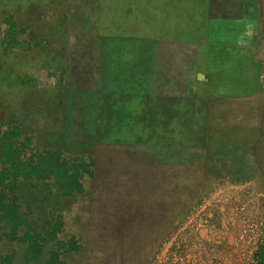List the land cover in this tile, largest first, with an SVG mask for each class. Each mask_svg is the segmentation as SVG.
I'll use <instances>...</instances> for the list:
<instances>
[{
    "label": "rangeland",
    "instance_id": "374dc122",
    "mask_svg": "<svg viewBox=\"0 0 264 264\" xmlns=\"http://www.w3.org/2000/svg\"><path fill=\"white\" fill-rule=\"evenodd\" d=\"M0 124L91 161L79 193L13 185L37 232L59 220L28 264L264 261V0H0Z\"/></svg>",
    "mask_w": 264,
    "mask_h": 264
},
{
    "label": "trees",
    "instance_id": "16d2710c",
    "mask_svg": "<svg viewBox=\"0 0 264 264\" xmlns=\"http://www.w3.org/2000/svg\"><path fill=\"white\" fill-rule=\"evenodd\" d=\"M10 13L12 15H3L1 19V24L4 26L1 41L3 50L18 45L20 41L17 38L16 30L28 26L26 22L20 24L15 20L14 13ZM20 33L22 32L20 31ZM2 126L3 124H0V230H2L0 240L23 244L25 251L22 261L24 264H28L40 256L42 247L47 242L55 238L54 233L58 229L59 220H55L52 226L47 225L43 235L37 232L31 226V221L26 220V215L19 211L17 198L12 193L13 185L17 180L34 182L50 180L63 195L72 191L79 193L82 190L80 178L82 176L90 177L91 161L74 159L69 163L60 159L57 151L34 153L29 151L25 154L27 146L25 142H28V139H18L16 126L7 125L3 130ZM42 175L44 176L42 177ZM58 244L60 245L58 250L49 254L52 264H58L62 243ZM64 247H66L65 251L75 249L72 243L64 245ZM2 259L4 260L2 264H12L9 255ZM257 263L264 264V261L259 258Z\"/></svg>",
    "mask_w": 264,
    "mask_h": 264
},
{
    "label": "water",
    "instance_id": "95a60500",
    "mask_svg": "<svg viewBox=\"0 0 264 264\" xmlns=\"http://www.w3.org/2000/svg\"><path fill=\"white\" fill-rule=\"evenodd\" d=\"M196 79L197 80H200L201 79V76L200 75H196Z\"/></svg>",
    "mask_w": 264,
    "mask_h": 264
}]
</instances>
